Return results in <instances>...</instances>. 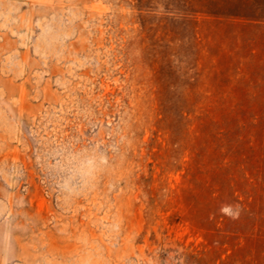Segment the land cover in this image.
I'll list each match as a JSON object with an SVG mask.
<instances>
[{
    "label": "rangeland",
    "instance_id": "1",
    "mask_svg": "<svg viewBox=\"0 0 264 264\" xmlns=\"http://www.w3.org/2000/svg\"><path fill=\"white\" fill-rule=\"evenodd\" d=\"M0 264H264V0H0Z\"/></svg>",
    "mask_w": 264,
    "mask_h": 264
}]
</instances>
